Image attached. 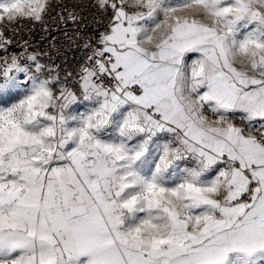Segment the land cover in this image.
<instances>
[{"label": "snow or ice", "instance_id": "1", "mask_svg": "<svg viewBox=\"0 0 264 264\" xmlns=\"http://www.w3.org/2000/svg\"><path fill=\"white\" fill-rule=\"evenodd\" d=\"M87 6L0 0V264H264V0Z\"/></svg>", "mask_w": 264, "mask_h": 264}, {"label": "built area", "instance_id": "2", "mask_svg": "<svg viewBox=\"0 0 264 264\" xmlns=\"http://www.w3.org/2000/svg\"><path fill=\"white\" fill-rule=\"evenodd\" d=\"M56 2V0H54ZM71 2H75V0H71ZM82 3L85 5V7L81 11V15L85 17V20L82 21L84 24H88L89 27L87 28H81V29H74L72 24L68 25L67 31L69 34H73L74 31H81L84 33L92 32L93 27L91 25V19L95 13V9L88 7L87 5L91 3V0H82ZM57 13L52 12L50 13L51 16H55ZM51 28V25L49 26ZM29 29H32L31 35L29 36ZM20 34L24 36L25 39H30L32 42V45L36 47L37 49H47L50 46V43L52 41V37H56V44L61 46L62 51L61 55H65L67 57V64H63V62L57 58L56 63L61 64L62 67H67L69 69L75 68L82 60V52L81 50L76 47L73 44H69L66 41L65 38V29L61 26L59 31L52 30L48 33L44 32L42 27L39 24L31 25L28 23L21 24L19 26ZM19 36L16 37L17 40H19ZM79 44V41L76 42ZM66 48V51H63V49Z\"/></svg>", "mask_w": 264, "mask_h": 264}]
</instances>
